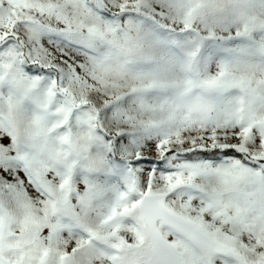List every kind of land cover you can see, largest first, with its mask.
I'll return each instance as SVG.
<instances>
[{
    "label": "snow or ice",
    "instance_id": "1",
    "mask_svg": "<svg viewBox=\"0 0 264 264\" xmlns=\"http://www.w3.org/2000/svg\"><path fill=\"white\" fill-rule=\"evenodd\" d=\"M0 264H264V0H0Z\"/></svg>",
    "mask_w": 264,
    "mask_h": 264
}]
</instances>
